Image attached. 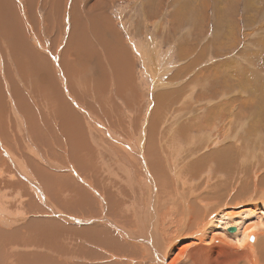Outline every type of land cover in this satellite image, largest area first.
Here are the masks:
<instances>
[{"label":"rangeland","instance_id":"rangeland-1","mask_svg":"<svg viewBox=\"0 0 264 264\" xmlns=\"http://www.w3.org/2000/svg\"><path fill=\"white\" fill-rule=\"evenodd\" d=\"M10 1L15 8L13 20L20 19L21 23V27L16 24V30L22 31L28 45L50 61L56 81L51 84L48 73L41 69L42 62L40 68L34 69L30 64L22 67L13 50L14 41L0 30V83L4 92V99L0 95V111L5 114L0 119L5 122L3 129L0 128V163L4 164L1 170L9 168L0 172L3 203L0 215L9 213L17 218L16 223L36 220L32 219L33 215H46L52 221H59L54 226L60 231L52 243L44 247L29 235L15 234V239L20 240L10 245V264L17 261V253L26 248L34 252L31 244L39 248L36 250L45 248L51 253L60 245V254L66 241L75 247L76 242L80 243L76 237L77 227L84 226L118 231L122 239L143 247L142 240L147 236L142 230L134 233L135 220L139 228L147 230L151 229L150 223H155L157 239L164 244L169 256L167 262L171 264L180 249L191 243V238L185 237L189 227H183L184 213L177 214L173 207L189 211L185 204L194 202L201 208L196 202L198 199L209 207L217 206L218 200L213 195L215 190L220 192L218 184L227 183L221 188L224 198L225 192L235 190L237 183L244 185L248 181L254 188L255 200L262 194L259 202L255 201L257 206L262 204L264 185L257 184L264 179V0H101L105 7L104 18L114 28L107 33L110 41H117L120 35L131 56L130 59L122 54L131 69L128 91H123L121 84L118 86L119 70H113L108 62L102 63L106 56L109 60L112 57L97 36L88 31L95 47L93 59L90 53L77 55L76 49L68 43L78 16L88 29L94 24L92 19L90 24L86 14L94 15L90 9L98 0H60V4L55 0ZM26 51L19 53L26 58ZM145 53L150 54L148 61L141 59ZM67 60L74 67L72 75L70 69L66 70ZM152 66L159 72L156 83H152L146 73L151 72ZM103 89L107 94L106 103L100 98ZM18 90L34 110L36 125L48 144L33 136L30 125L34 123L18 103L15 93ZM52 94L60 95L71 104L78 121L84 124L91 163L88 164V160L87 164H82L87 150H84L83 160H79L80 148L63 130L60 113L50 98ZM155 116L164 163L154 171L170 177L167 179L171 184L166 189V195L171 194L170 200L161 198L157 176L152 172L146 152L148 127ZM183 128L188 131L183 132ZM227 154L233 156V160ZM191 164L195 167L189 172ZM215 167L219 168L218 172ZM227 169L234 172L233 178ZM48 174L60 185L53 183ZM7 177L17 181L15 189L9 186ZM138 180L141 181L139 186H133ZM80 188L87 197L81 196ZM23 189L25 195H22ZM81 201L85 206L89 204V208H82ZM122 201L126 204L117 209L120 215L113 216L111 208ZM240 202L242 200H238ZM238 203L232 204L226 199L224 206L216 211L236 213L252 207ZM0 226L3 225L0 223ZM20 241L22 244L18 243ZM101 243L97 250L107 255L94 264L135 261L130 260L129 255L122 259L116 257ZM203 255L201 260L208 259L209 264L220 260L224 264L240 263L236 255L229 256L222 251ZM82 257L72 252L66 260L74 264L79 260L88 262Z\"/></svg>","mask_w":264,"mask_h":264},{"label":"bare ground","instance_id":"bare-ground-1","mask_svg":"<svg viewBox=\"0 0 264 264\" xmlns=\"http://www.w3.org/2000/svg\"><path fill=\"white\" fill-rule=\"evenodd\" d=\"M55 1H57V3L60 4V0H55ZM12 4L13 3L10 0H0V30L2 31V34L3 35L5 34L6 37L9 36L14 41V43L12 44V45H14L13 50L19 56V62H20V65L22 67H25L26 65L30 64V65H32V67L34 69H36V68H40L39 63L42 62L43 67H41V69L48 73L47 77L51 78V80H52L51 84L53 83V85H54L55 81H56V74L54 75V73L52 71L50 61L46 57L41 55L40 53L36 52L34 49H32L28 45L27 40H26L27 37L25 38L26 35L24 36L22 34V31L16 30V28H17L16 24L18 23V26L21 27V23H20V19H18V22L16 21V19L13 20L15 18V13H14L15 8H14V6H12ZM104 9H105V7L102 6L101 0H98L95 4H93L92 9H90V10H92L94 15L88 16V14H86L87 17H89L88 21L90 22V19H92L94 22V24H91V22H90V24H91L90 29H88L86 26H84L82 24V21L80 20V18L78 16L76 21H75V26L73 29L74 32H73L72 36H70L71 40L68 43H69L71 48L76 49L77 55L90 53L91 54L90 57H91V59H93L94 58L93 53H95V51H94L95 47L92 45V41H91L90 36H89V33L91 34V32H92V34H94L95 36H97L99 38L101 45H103V47L105 49L109 50L110 56L112 57L110 60L108 59L107 56H106L105 60L102 58L103 59L102 63L107 64V62H108L113 70H114V68L116 70H119L117 72V74L118 75L121 74V77L119 76V78H121V79L117 80L118 86L120 87V84H121L123 91H124V89H126L128 91V87H129L130 79H131V69L123 61L122 54L125 53L127 55V57L130 59H131V56H130L129 52L125 49L124 43H123L121 36L119 34H118L119 38L116 39L117 41H115V40L113 42L110 41L111 38L107 35V33H108V30L110 31V30H113L114 28L112 27V23L108 19L104 18L105 13L102 12V11H104ZM31 12H32V10H31ZM106 16H107V14H106ZM72 18H73V16H72ZM88 31H89V33H88ZM114 33H116L115 30H114ZM115 36L116 35H114V37ZM20 50H23V51L27 50L26 52L28 53V55H26V58H24L22 55H20V53H19ZM20 56H21V58H20ZM148 56H150V54L145 53V54L141 55V59L143 61H148V58H147ZM28 57H30L29 60H28ZM106 59H107V61H106ZM67 63H68V65H66V70L70 69L69 73L72 75V73H73L72 68H74V67L72 66L70 61L67 60L66 64ZM163 64H164V62L161 63V65H160L161 68H162ZM73 70L75 71L77 69H73ZM151 72L150 73L146 72V73L149 75V78L152 79L151 82L156 83L155 79L158 76L159 72L156 70L154 71L153 66L151 67ZM23 73H24V71H23ZM42 75H44V73H42ZM46 89H50L49 91L52 90L51 88H46ZM52 92H53V90H52ZM15 93H16V96L18 99V103L20 104L22 110L27 115L28 119L31 120V123H34L33 125H30V127L32 129L33 136L35 137V139L38 140V138H39L41 141H44L45 144H48L47 139L44 138L40 128H38V126L36 125V118H35L34 110L30 107L28 101L26 100V98L23 96V94L19 90L16 91ZM0 95H1V98L4 99V92H3V88L1 86V83H0ZM106 95H107L106 90L103 89L102 92L100 93V98H101V101L103 103H106V100H105ZM50 98H51V101L54 105L53 107L57 108L59 113H60L59 116H61V118H62L63 128H64L63 130L65 131L66 135L68 136V138L70 139V141L74 145L79 146V148H80V152H79V156H78L79 160L80 161L83 160L84 150H87L88 154L85 157V159L83 160L82 164H87L88 160H89L88 164L91 163L92 162L91 161L92 155H91V153H89L90 152V150H89L90 145L88 144L86 137H85V134H84V132L86 131L84 124H82L81 122L78 121V117L76 115V112L73 109V107L71 106V104H69L66 100L62 99L60 97V95L52 94ZM51 106H52V104H51ZM159 106H160V102L158 103L157 108H159ZM4 117H5L4 112L0 111V119H3ZM155 118H156V116L151 120L149 127H148L149 138H148V143L146 145V152H147L149 163H150L151 168L153 170L152 172L155 173L154 176L155 175L157 176L156 179L158 180L157 185L159 186L158 189L160 191V196H161V198H163V200H170L171 194L166 195V192H167L166 189L171 184V181H169V179H167V178H170V177L166 178V177L161 175L160 171H154L155 168L158 167L159 164L164 161L162 152L160 151V148H159L160 146L158 145V143L161 144L160 139L158 138V134H157L158 119H155ZM3 123H5V122L0 121V128L4 127ZM187 131L188 130L186 128H183V132H187ZM188 134L189 133H187V135ZM199 147H201V146H199ZM234 148H236V147H234ZM240 148H241V146H240ZM241 152H244V151H241ZM218 155H220V154L218 153ZM227 155H229V154H227ZM231 155H233V154H231ZM236 155H237V153H236ZM207 157H209V156H207ZM232 160H233V158H232ZM208 161H210V160H208ZM218 163H219V161H218ZM259 163H260V161L258 162V164ZM263 164H264V161H263ZM3 166H4V164L0 163V172H4L6 170L9 171V168L5 169L4 171L1 170V169H4ZM163 166H164V164H163ZM259 166H261V164ZM189 167H190V169L188 171L191 172V170L194 169L195 164H191ZM211 167H213V166H211ZM222 167H225V166H222ZM216 169H218L217 170V172H218L219 168L217 167ZM9 173H11V171ZM186 173H188V172H186ZM227 173L229 174L230 177H232V178L234 177L232 175L234 172H231L230 169H227ZM38 174H40V172ZM48 178L51 179V181L53 180V183L60 185V182L58 180H55L53 178V176H51L50 174H48ZM7 181L10 183L9 186H11L13 189H15L17 187V185H16L17 181L16 180H8V177H7ZM4 182H6V181H4ZM140 182L141 181H139V180L136 181V183L133 186H135V187H137V185L139 186ZM205 183H204V186H205ZM143 184H144V182H143ZM216 185H217V183H216ZM226 185H227V183L224 184V186H226ZM251 185L252 184H250L249 181L244 182V185H238V183H237L235 186V190H233V191H231V189H229L230 187H228L229 192L226 191L224 198H222V194H221L222 189L221 188L224 186L222 184H218V186L220 188L218 190H220V192L218 193V191L215 190V194L214 195L212 194L216 198V200H218L217 206L209 207L208 204L204 202V200L198 199L196 202H199L201 204L200 205L201 208H198V206L196 207L194 202H191L190 204L184 203L186 206H189L190 212L187 210L188 208L183 209V208H180V206L173 207V210H175L176 213L179 211L184 213L182 216V217H184V220H182L183 227L184 228H186L187 226L189 227V232H188L189 234L188 235L186 234L187 236H185V237L187 239L191 238V243L189 244L188 247H184V248L180 247L181 248L180 252H178L176 254L177 256L175 257L174 260L171 261V264H206L205 262H208V264H209V261H207L208 259L205 260V262H203V259L201 260V256L203 254L206 255V253H212L213 254L214 251H222L229 256H231V255L235 256L236 255L237 258L240 260L239 264H264V201L262 200L263 201L262 204L260 206H257L255 201L259 202L260 198L262 197V194L257 196V197L254 196L257 199V200H255L253 198L254 193L252 190L254 188H253V186L251 187ZM258 185L259 186L264 185V179L260 180V184L258 183L257 186ZM199 187H201V186L199 185ZM156 188H157V186H156ZM138 189H139V187H138ZM147 190H148V188H147ZM185 190H187V189H185ZM213 190H214V188H213ZM257 190H258V188H257ZM80 192H81L82 197H87V196H85L86 193L84 192L83 189L80 188ZM230 192H232L234 194L232 195L231 198H228L232 194ZM23 194L24 195L26 194L25 190L23 191L22 195ZM174 197L176 198V196H174ZM181 199H183V198L181 197ZM222 199H223V202L227 199L232 204H234V203L236 204V203H238V200H240V201L242 200V202H240L241 204L238 203L239 205L251 204L252 207L247 208V209H241L236 213H234L233 211L232 212L222 211L221 209L217 212L216 209L219 208V206L223 205V202H220V200H222ZM177 200H179V197ZM210 200H212V199H210ZM83 203H84L83 201H81L79 203V205L82 208H89V204L87 206H85V204H83ZM173 203L174 202H172V204ZM242 203H244V204H242ZM0 204H3L2 203V194L0 195ZM125 204L126 203L124 201H122L119 204L114 205L111 208L113 210L112 215L113 216H119L120 212H118L119 210H117V209L120 208L121 206L124 207ZM167 205L172 207V205H170V204H167ZM239 205H238V207H239ZM147 206H148V203H147ZM142 207H143V205H141V208ZM154 209H156V208H154ZM167 209H168V207H167ZM142 210H143V208H142ZM152 211H153V208H152V204H151V212ZM209 211L210 212L212 211L213 214H211ZM208 213H210V215H207ZM177 214H181V213H177ZM191 214H193V217L190 216ZM45 216L33 215L32 219H36V220H29V222L27 220H22L21 222L18 221L16 223L14 221L17 218L15 219V217L13 215H11L9 213L8 214L3 213L0 215V223L3 225V226H0V264H10V262H9V260L11 259L10 245L12 243H14L16 240H20L19 238L15 239V237H14L15 234L24 235V236L29 235L30 239L37 241L41 247H44L46 243H52V240L55 237V235L60 233L59 230H55V226H54L55 222H59V221H56L55 219L52 221L51 219H49ZM137 217H138V215H137ZM191 217H192V220L190 221ZM206 217H209L210 219L212 217L213 218L209 222L208 221L209 218H206ZM112 219H114V218L112 217ZM125 219H127V217ZM135 219H137V218H135ZM12 223H13V225H12ZM132 223L134 225V222H132ZM135 223H136L137 228H136V231L134 233H137L140 230H142L146 233L147 238H143V240H142L144 243L143 247H141L140 244H138V243L135 244L132 241H126V240L122 239L118 231L111 230L109 228L107 229L105 227L103 229L101 227L98 229H93V228H97V227L88 226V227L84 228L85 227L84 226V227H77L78 230H76V237L79 238L80 243L76 242L75 247H71L66 241L65 246H64V250L60 254V245L58 247V250H56V252L51 253V252H49V250H47L45 248L40 249V250H36L39 248H36L33 244H31L30 247L35 249V251L31 252L30 248H26L25 249L26 251L18 252L17 253L18 260L17 261L15 260V262L12 264H74V263H71V262L66 260V257L69 254H71L72 252H76V254L80 257L83 256L82 260H84V259L88 260V262H85V261L82 262L81 260H79L80 262H78L77 264H94L95 260L101 262V259L105 258V255H107V253L104 254V252H103V254H102V252L101 253L99 252L100 250H97V247H98V245H100L99 243H101V241H102L101 244L108 249L107 252L110 249L111 254L114 253L115 256L120 258V259L126 258L125 255H127V256L129 255V258H131L130 260H135L134 261L135 263L132 261L131 262L126 261L124 259L126 262L117 261V262H112V263H107V264H170L167 262V259L169 256L167 257V251L165 250L164 244H161L157 239V233L155 230V223H153L152 225L150 223L149 226L151 229H148V230L144 229V228L143 229L139 228L136 220H135ZM142 225H143V223H142ZM179 225H181V224H179ZM183 227L181 230L179 228V230H180L178 232L179 235H181V233L183 231ZM193 227H195V229H193ZM231 227H236L237 230L235 232H233L230 230ZM130 228H132V227H130ZM160 229H162V228H160ZM176 231H173V232L175 233ZM36 234H37V236H34ZM199 234H201L202 236L199 237L200 236ZM68 235H69V238L72 237L71 233H68ZM177 235L178 234H176V237H177ZM197 235H199V236H197ZM122 237H124V236H122ZM179 240L180 239H178V241ZM251 240L252 241L254 240V241L251 242ZM216 241L220 242V243L217 244ZM172 242L175 243L174 241H172ZM18 243L22 244L21 241ZM92 243H93V245H92ZM169 246L171 247V245H169ZM23 253H26V254H23ZM21 254H23V255H21ZM205 255H203V256H205ZM86 256L91 258V260H89ZM130 256H132L134 258H132ZM218 257L220 258V256H218ZM92 258L94 259V261H92L93 260ZM182 259L183 260L185 259V261L182 262ZM77 260H78V258H77ZM217 261H219V260L217 259L216 262ZM222 261H223V258H222ZM219 262H217L216 264H218ZM220 263L224 264L222 262H220Z\"/></svg>","mask_w":264,"mask_h":264},{"label":"water","instance_id":"water-1","mask_svg":"<svg viewBox=\"0 0 264 264\" xmlns=\"http://www.w3.org/2000/svg\"><path fill=\"white\" fill-rule=\"evenodd\" d=\"M230 230L235 232L237 229H236V227H231Z\"/></svg>","mask_w":264,"mask_h":264}]
</instances>
